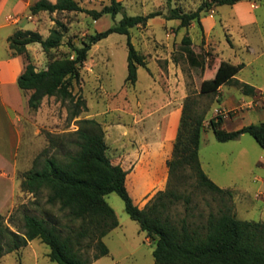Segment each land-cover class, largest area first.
<instances>
[{
	"label": "rangeland",
	"instance_id": "1",
	"mask_svg": "<svg viewBox=\"0 0 264 264\" xmlns=\"http://www.w3.org/2000/svg\"><path fill=\"white\" fill-rule=\"evenodd\" d=\"M76 1L87 10H100L110 4V0ZM117 1L123 10L115 16L104 14L94 19L85 11L38 15L37 27L47 34L55 26V20L66 26L60 46L49 54L44 53L35 63L38 69H45L52 60L74 57L71 45L82 46L89 35L117 24L123 14L161 13L129 29L131 42L146 61V67L138 66L134 84L125 82L127 35L111 33L91 46L80 67L78 81L73 80L72 93L84 98L86 111L69 120V102L54 96L45 97L37 111H31L37 117L35 122L39 129L34 158L44 148L48 149V155L77 150V145L67 140L50 146L46 132H73L78 128L75 120L94 118L104 133L106 155L112 163L130 169L127 185L131 182L138 192L141 185L152 181V173L143 169V159L136 172L130 173L150 150L151 144L158 141L157 124L161 121V125L167 114L163 115L164 111L179 109L180 120L182 106L190 96L195 99L193 108L203 115L199 146L201 167L219 187L230 189L232 200L228 202L226 195L199 186L188 169L181 171L177 179H170L167 169L164 183L150 187L140 206L149 204L158 191L172 188L182 197L176 201L166 200L163 214L174 220L186 217L200 224L206 221L209 213H218L224 204L230 203L236 218L264 222V149L249 134L219 142L209 126V120L218 114L223 117L221 128L226 130L264 121V0H244L233 5H217L212 0ZM203 2H211V5L200 12L202 29L195 20L181 27L179 20L165 18L172 9L193 12ZM251 16L256 17L255 23L248 21ZM28 23L23 19L18 27L35 30L36 27ZM185 35L191 38L194 52L205 59L204 70L189 65L181 43ZM222 62L243 63L245 66L238 71L236 79L254 86L255 92L246 95L238 85L227 82L219 85L216 93L200 94L203 81L213 79ZM48 193L43 189L33 196L21 190L19 203L1 214L4 223L21 233L23 215L28 214L43 218L62 235L77 230L78 221L72 222L58 203L46 202ZM186 196L189 202H185ZM105 199L113 208L119 225L102 238L109 253L90 264H154V240L129 217L123 200L115 192L107 194ZM79 244L89 256L94 254L89 239ZM49 251L48 245L34 239L1 256L0 264H56L50 260Z\"/></svg>",
	"mask_w": 264,
	"mask_h": 264
},
{
	"label": "trees",
	"instance_id": "2",
	"mask_svg": "<svg viewBox=\"0 0 264 264\" xmlns=\"http://www.w3.org/2000/svg\"><path fill=\"white\" fill-rule=\"evenodd\" d=\"M212 1L217 5H233L244 0ZM210 5L211 2H203L193 12H183L175 8L165 18L179 20L181 27H187L195 20L202 29L200 12ZM122 10V4L117 0H110V4L100 10L84 9L76 0H37L29 7L33 15L41 11H85L94 19L104 14L115 16ZM158 15L161 13L123 14L117 24L89 35L82 46L71 45L74 57L52 60L45 69H37L26 52V45L37 42L43 52L49 54L52 49L60 46L66 29L65 24L55 20V26L49 29L46 37L34 30H16L8 37V44L13 53L23 54L26 60L17 84L20 89L31 91L27 101L29 108L36 111L45 97L54 96L69 102V120L86 111L84 98L72 93L73 80L78 81L80 67L85 62L91 46L111 33L127 35L125 82L134 84L138 66L146 67V61L144 55L140 54L131 42L129 29L145 24ZM181 43L189 65L204 70L205 59L201 54L194 52L191 38L185 35ZM243 67V63L234 65L222 62L213 79L203 81L200 94L216 93L219 85L227 82L238 85L246 95L253 94L254 86L235 78ZM194 105L195 99L187 96L181 109L172 154L166 162L169 177L177 179L181 176V171L188 169L199 186L226 195L230 202V189L219 187L201 167L199 146L203 115L196 112ZM75 122L78 128L73 132H46V138L50 146L67 140L74 142L78 149L48 155V149L44 148L33 159L31 168L20 173V186L22 191L33 196L47 189L49 193L46 202L58 203L60 210L66 211L72 222H79L78 229L62 235L43 218L24 214L23 231L18 233L4 223L0 214V257L34 239H40L49 246V258L56 264H90L107 255L109 250L102 238L119 223L105 196L115 192L123 200L129 217L139 224L148 238L154 240V264H264L263 221L236 218L230 203L224 204L218 213H209L206 221L200 224L191 222L186 217L174 220L163 214L167 207L166 200L176 201L182 197L172 188L158 191L149 204L139 208L134 204L126 187L128 171L120 164L112 163L106 155L107 145L100 123L94 118L78 119ZM222 123L223 117L220 114L209 120V126L217 141L226 142L235 140L242 134H249L264 149V121L243 125L235 130L221 128ZM189 200L186 196L185 202ZM84 239H89L95 249L92 256L80 248L79 243Z\"/></svg>",
	"mask_w": 264,
	"mask_h": 264
},
{
	"label": "crops",
	"instance_id": "3",
	"mask_svg": "<svg viewBox=\"0 0 264 264\" xmlns=\"http://www.w3.org/2000/svg\"><path fill=\"white\" fill-rule=\"evenodd\" d=\"M35 1L37 0H0V214L11 210L20 201V173L32 166L39 130L35 122L37 117L31 114L37 110H31L27 103L31 91L22 90L17 84L18 76L26 64L25 57L23 54L13 53L8 44V37L16 30L30 28L18 27L23 19H26L29 25L35 26L34 31L39 32L42 37L48 35L37 27L38 15L46 11L34 15L29 11L30 5ZM248 21L255 23L256 17H248ZM26 52L34 65L44 55L41 45L37 42L27 44ZM165 113L167 114L161 125V121L157 124L160 129L158 141L151 144L150 150L135 164L130 173L136 172V167L143 159V169L152 173V181L141 185L138 192L131 182L126 185L134 204L139 208L144 207L140 206V203L148 189L161 186L167 175L166 162L172 154L180 112L179 109L173 111V108H168L163 115ZM123 168L128 172L130 170L124 166Z\"/></svg>",
	"mask_w": 264,
	"mask_h": 264
}]
</instances>
